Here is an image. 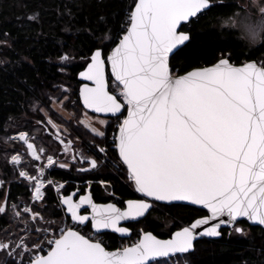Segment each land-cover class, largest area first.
I'll return each instance as SVG.
<instances>
[{"label":"snow or ice","instance_id":"obj_1","mask_svg":"<svg viewBox=\"0 0 264 264\" xmlns=\"http://www.w3.org/2000/svg\"><path fill=\"white\" fill-rule=\"evenodd\" d=\"M233 6L226 0H131L116 31L91 42L81 55L83 70L78 74L87 83L79 87L77 112L67 115L77 120L82 106L83 118L77 123L92 134L94 153H106L95 137L106 143L102 129L115 122L116 166L126 172L142 198L123 201L124 207L96 203L90 184L65 193L63 184L44 179L43 165L34 168L35 175L19 170L34 203L23 208L13 204L11 209L0 203V214L11 211L24 224L23 236L0 240V251L8 257L0 264H169L172 260L179 264L184 255L194 252L199 238L220 237L224 227L229 235L232 231L244 235L237 226L240 218L264 228V60L237 65L230 54L221 53L213 63L189 66L182 74L172 65L173 60L194 54L192 24L213 8ZM250 6L252 11L240 19L239 27L242 38L255 42L264 33V0H250ZM229 22L236 26L232 17L225 21ZM223 43L227 47L234 41L226 38ZM73 59L67 53L59 56L62 62ZM68 99L65 96L59 104L67 107ZM33 110L43 111L35 105ZM89 112L105 118L94 119ZM41 119L65 143L49 113ZM18 139L31 158L29 163L45 155V148H37L27 133L19 132ZM70 146L71 140L65 150ZM77 155L79 163L88 165L78 171L98 168L97 158L74 152V161ZM46 160L48 166L54 165L51 155ZM10 163L26 167L20 154L12 155ZM48 189L56 193V207L49 213L56 219L43 214L48 212ZM173 202L200 206L207 214L168 239L141 230L130 245L109 250L99 238L104 230L128 235L131 230L122 222L138 223L156 204L177 206Z\"/></svg>","mask_w":264,"mask_h":264},{"label":"trees","instance_id":"obj_2","mask_svg":"<svg viewBox=\"0 0 264 264\" xmlns=\"http://www.w3.org/2000/svg\"><path fill=\"white\" fill-rule=\"evenodd\" d=\"M244 1L246 0H226L234 6L213 8L192 24L190 28L195 34L192 45L194 54L188 59L181 57L173 60V71L182 74L189 66L211 64L221 53L230 54L232 62L237 65L250 60H264V38L255 46H249L239 38L237 31L219 28V20L240 9L239 4ZM130 3L131 0H0V179L3 181L0 203L6 202L9 209L13 204L23 208L26 203L30 205L34 202L30 200L28 182L18 176V170L10 166L3 155L20 154L26 166L23 169L31 174L35 172L33 166L36 163H29L30 159L25 155L23 146L8 147L4 138L19 132L31 134L34 123L38 121L44 129L43 136L52 135L45 124L46 119H41L44 116L41 111L32 110L33 104L48 112L49 117L63 131L61 136L65 143L57 140L55 144L59 150L55 156L57 163L64 161L61 158L63 145L69 140L73 141L69 151L71 159L64 161L69 167H56L45 176L46 180L63 184L65 193L73 192L75 184L81 190L90 184L93 199L100 202L98 195L104 198L105 189L121 199L137 197L127 180L126 172L116 166L117 154L109 143L116 131L115 122H110V126L104 128L106 143L101 142L102 138L95 137V143L105 148L106 153H94L90 150L92 134L77 123L84 113L82 107L79 106L77 120H65L52 109L53 101L59 102L68 96L69 99L65 101L67 107L62 105V108L68 113L77 112L78 106L74 102L78 101L81 85L77 79V75L83 70L81 55L87 53L94 39L116 31V25L123 20ZM29 16L36 18L30 20ZM226 38L234 43L225 47L223 42ZM65 53L74 59L71 62L60 61L59 56ZM109 86H112L111 80ZM89 116L95 117L91 114ZM11 122L16 123L14 128L11 127ZM38 146L46 148L47 155H53L52 149L45 144ZM74 152L97 158L98 168L78 171L81 167L88 168V165L79 163L78 155L74 161ZM101 181L106 184L105 187L101 185ZM46 196L48 212L43 214L45 218L56 219L57 217L49 215L56 207V193L53 189H48ZM37 206L39 207V203ZM185 208L187 207L155 205L146 219L130 226L132 236L129 245L138 238L141 230L152 232L161 238L167 237L168 234L160 233L154 216L177 219ZM238 225L244 229V235L234 231L229 235L230 230H223L217 240L201 239L196 242L194 252L181 259L188 264H264V230L250 227L245 222ZM23 228L24 224L15 220L11 211L7 215L0 214V240L23 236ZM84 232L87 233L88 230L85 229ZM9 233L12 235H8ZM114 249L116 248L109 250ZM7 259L6 253L0 251V262Z\"/></svg>","mask_w":264,"mask_h":264},{"label":"rangeland","instance_id":"obj_3","mask_svg":"<svg viewBox=\"0 0 264 264\" xmlns=\"http://www.w3.org/2000/svg\"><path fill=\"white\" fill-rule=\"evenodd\" d=\"M239 7H240V9H238V10H236L232 15H230V16H228V17H226V18H222V19H220L219 20V28H228V29H232V30H235V31H237V33H238V36H239V38H241L242 40H244L249 46H255L256 44H258L263 38H264V33H262L261 34V36L255 41V42H250L247 38H242V34H241V30H240V27H239V21H240V19L242 18V17H244L248 12H250V11H252V9H251V6H250V0H246V1H244L242 4H239ZM235 13H239V15H235ZM229 17H232L235 21H236V26L235 27H233L232 25H231V23L229 22V23H225V21H228L229 20ZM253 17H255V13L253 12ZM34 105L35 106H38L37 104H33L32 105V110H33V108H34ZM52 109L57 113V114H59L61 117H63L65 120H69L70 118L68 117V112H66L63 108H62V105H60L59 104V102H57V101H53L52 102ZM61 109H63L62 111H61ZM34 111V110H33ZM41 113L44 115V111H41ZM96 117V116H95ZM95 117H93L94 119H95ZM82 118H83V116H82ZM81 118V119H82ZM11 124V127L12 128H14L15 126H16V123H14V122H11L10 123ZM45 124L48 126V128H49V130H51V134L53 135H48V137H44L43 136V133H42V131L44 130L43 128H42V126L38 123H34V129H33V132L30 134V133H27L28 134V136L30 137V138H34V143H35V145H36V147L37 148H41V146L39 147L38 145H43V144H45L47 147H49V148H51L52 149V152H53V155L52 154H50L52 157H53V161H54V165L53 166H48L47 164H46V157L48 156L47 154H46V152H45V155L42 157V159L41 160H44L45 161V163H43L44 161H42V163L43 164H45V165H43L44 166V172H45V176L48 174V173H50L53 169H55L56 167H59L60 166V164L61 163H64V161H68V160H70L71 159V154L69 153V151H70V147L68 148V150L66 151L65 150V145H63V149L61 150V155H62V159L64 160L63 162H60V163H57L56 162V159H55V156H56V154H57V152L59 151L57 148H56V146H55V144L57 143V139L55 138V130L54 129H52V127H51V125H48L47 124V120L45 121ZM61 130V134H63V131H62V129H60ZM102 130H104V128L102 129ZM26 133V132H25ZM16 137V138H15ZM4 143L6 144V146L8 145V147H13L12 145H16V147H21V146H23V142H21V141H19V139H18V134H16V135H10V136H8V137H5L4 138ZM110 143V142H109ZM110 145H111V143H110ZM15 147V146H14ZM24 148H25V146H23ZM111 147H112V145H111ZM44 148V147H43ZM46 149V148H45ZM60 154V153H59ZM12 155H16L15 153H11V154H5V155H3V157L5 158V160H6V162L10 165V166H13V167H15L18 171L19 170H25V169H21L20 167L18 168V167H16V166H14V165H12V163H10V160H11V156ZM29 159L31 160V158L29 157ZM78 159H80V157H79V155H78ZM23 161H24V159H23ZM36 163V165L35 166H33V168H38L39 166V163L36 161L35 162ZM27 171V170H26ZM30 173V172H29ZM31 174V173H30ZM36 173L34 172V174H32V175H35ZM45 176H44V179H45ZM22 179V178H21ZM0 181L2 182V184H3V181L0 179ZM102 185V184H101ZM102 186H106V184H104L103 183V185ZM88 187V186H87ZM86 187V188H87ZM103 192L104 193H111V191L110 190H107V189H105V191L103 190ZM106 197H108V195L106 194ZM154 219L156 220V221H159V222H161L163 225H165V227L164 228H160V233L161 234H167V231H168V229H169V225L172 223V220H168V219H166V218H164V217H160V216H154ZM237 226H239V225H237ZM240 227V226H239ZM85 233V232H84ZM85 234H87V233H85ZM104 241V240H103ZM104 243H105V241H104Z\"/></svg>","mask_w":264,"mask_h":264},{"label":"flooded vegetation","instance_id":"obj_4","mask_svg":"<svg viewBox=\"0 0 264 264\" xmlns=\"http://www.w3.org/2000/svg\"><path fill=\"white\" fill-rule=\"evenodd\" d=\"M111 193H113V192H111ZM106 194L108 195V197H106ZM103 196H104V198L102 197V195H98V198L101 200V202L93 199L94 202H96V203H109V202H111V203H116L118 207H124L123 201L128 200V199H121L115 195L110 196L108 193H103ZM132 199H139V198L135 197ZM204 215H206V213L199 210V209L192 208V207L185 208V211H183L180 218H177V219L174 218L172 220V223L169 225V229L167 231V234H168L167 237H169L172 232L178 230L180 227L185 226V225L189 224L190 222H192L194 219L203 217ZM156 222H157V225L159 228L165 227V225H163L161 222H159V221H156ZM131 225L129 224L126 226L130 228ZM84 230H83V232H84ZM167 237H165V238H167ZM99 238L105 241V245L108 249H112L114 247L119 248L122 246H127V245H129V240H130V238L129 239L120 238L118 235H115L112 233H105V235H103L102 237H99Z\"/></svg>","mask_w":264,"mask_h":264},{"label":"water","instance_id":"obj_5","mask_svg":"<svg viewBox=\"0 0 264 264\" xmlns=\"http://www.w3.org/2000/svg\"><path fill=\"white\" fill-rule=\"evenodd\" d=\"M107 75H108V77H109V80H108V83H109V81L111 80V77H110V69H108V71H107ZM77 79H78V81H79L80 83H87L86 81H82L81 78L79 77V75H77ZM111 81H112V80H111ZM78 92H79V91H78ZM81 107H82V106H81ZM89 114H91V115H93V116L99 115L100 118H105L104 114H93V113H91V112H89ZM132 188H133V187H132ZM133 191H134V193L136 194V196H137L138 198H142V197H141V194L136 193L135 190H134V188H133ZM70 193H71V192H70ZM109 203H111V202H109ZM173 203L176 204L177 206H185V207L196 208V209H199V210H201V211H203V212H205V213L207 214V210H206V209H202L200 206H194V205H191V204H189V203H187V202H173ZM156 205H162V206H168V207H169V205H166V204H163V203H158V204H156ZM151 212H152V211H151ZM151 212H150V213H151ZM148 215H149V214H148ZM148 215H147V217H148ZM147 217H146V218H147ZM146 218H139V222L143 221V220L146 219ZM240 219H241V222H245V223H247V225H249L250 227H258V228L264 230V228H262L261 226H258V225H255V224H251L250 222H247L244 218H240ZM139 222H138V223H139ZM241 222H240V223H241ZM136 223H137L136 221L122 222V226H126V225H129V224H130V225H131V224H136ZM130 230H131V229H130ZM223 230H229V228L224 227ZM104 231H105V233H112L111 230H104ZM112 234L118 235L120 238L129 239V236H130V238H131V236H132V230L130 231V234H128V235H124V236H121V234H116V233H112ZM153 235H154V234H153ZM169 237H170V236H169ZM169 237H167V238H161V237H158V236H157L158 239H168ZM218 238H220V237H217V238L203 237V238H199L196 242L200 241L201 239L217 240Z\"/></svg>","mask_w":264,"mask_h":264},{"label":"built area","instance_id":"obj_6","mask_svg":"<svg viewBox=\"0 0 264 264\" xmlns=\"http://www.w3.org/2000/svg\"><path fill=\"white\" fill-rule=\"evenodd\" d=\"M114 126H115V128H116V125H115V124H114ZM114 134H115V133H114ZM114 134H113V135H114ZM113 135H112V137H113ZM112 137L110 138V141H109V142L111 143V145H112ZM37 162L39 163L38 166L40 167V166H41L40 164H41L42 160L37 161ZM44 163H45V161H44ZM46 164H47V161H46ZM12 165H13V164H12ZM43 165H45V164H43ZM16 167L19 168L20 166H19V165H16ZM22 179H23V178H22ZM0 182H1V181H0ZM2 186H3V184H0V189L2 188ZM46 186H47V185H46ZM77 187L79 188V185H78V184H75V189H76ZM32 202H33V201H32ZM35 203H38V202H35ZM169 264H176V261H175V260H172V261L169 262ZM179 264H188V262L180 259Z\"/></svg>","mask_w":264,"mask_h":264},{"label":"bare ground","instance_id":"obj_7","mask_svg":"<svg viewBox=\"0 0 264 264\" xmlns=\"http://www.w3.org/2000/svg\"><path fill=\"white\" fill-rule=\"evenodd\" d=\"M16 138V137H15Z\"/></svg>","mask_w":264,"mask_h":264}]
</instances>
